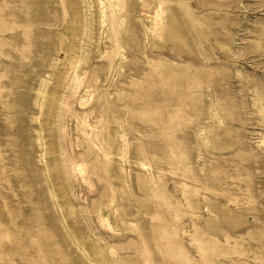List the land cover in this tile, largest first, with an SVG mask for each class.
<instances>
[{"label":"rangeland","instance_id":"1","mask_svg":"<svg viewBox=\"0 0 264 264\" xmlns=\"http://www.w3.org/2000/svg\"><path fill=\"white\" fill-rule=\"evenodd\" d=\"M0 264H264V0H0Z\"/></svg>","mask_w":264,"mask_h":264}]
</instances>
